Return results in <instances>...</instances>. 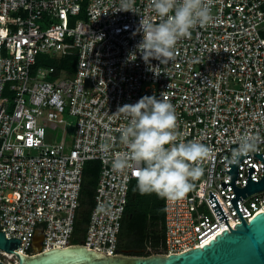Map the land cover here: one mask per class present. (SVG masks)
<instances>
[{
  "label": "built area",
  "instance_id": "built-area-1",
  "mask_svg": "<svg viewBox=\"0 0 264 264\" xmlns=\"http://www.w3.org/2000/svg\"><path fill=\"white\" fill-rule=\"evenodd\" d=\"M208 2L213 20L180 37L166 62L152 59L157 75L135 47L141 17L161 22L149 0H0V231L20 239L19 252L38 251L37 236L42 250L74 245L84 168L97 160L82 244L120 254L136 178L112 167L128 151L119 129L129 117L117 110L146 93L174 106L177 142L210 149L192 189L164 198L157 254L202 247L264 211V189L239 193L264 178V0ZM123 3L135 11L117 10ZM39 55H75L76 69L37 66ZM48 127L61 129L59 142H46ZM242 136L254 138L255 150L233 162Z\"/></svg>",
  "mask_w": 264,
  "mask_h": 264
},
{
  "label": "clouds",
  "instance_id": "clouds-1",
  "mask_svg": "<svg viewBox=\"0 0 264 264\" xmlns=\"http://www.w3.org/2000/svg\"><path fill=\"white\" fill-rule=\"evenodd\" d=\"M149 6L161 22L152 23L141 17L136 31L142 33V39L135 47L149 70L157 74L152 59L166 62L180 37L188 35L197 25H207L213 16L208 0H149ZM117 10L135 11L127 3ZM137 51L130 52L127 59L136 60ZM117 112L129 117L127 125L119 129V139L128 151L115 156L113 169H134L136 187L141 194L182 198L192 189V181L202 175L203 169L198 165L208 157L209 147L198 140L177 142L174 106L163 93L161 98L144 95L135 103L120 106ZM255 147L253 137H240L238 147L231 154L233 162Z\"/></svg>",
  "mask_w": 264,
  "mask_h": 264
},
{
  "label": "water",
  "instance_id": "water-1",
  "mask_svg": "<svg viewBox=\"0 0 264 264\" xmlns=\"http://www.w3.org/2000/svg\"><path fill=\"white\" fill-rule=\"evenodd\" d=\"M232 174L237 176V165L233 167ZM263 189L264 178L260 182H250L239 193H253ZM41 239V236L35 239L38 251L25 254L18 251L20 239L9 238L4 231H0V249L16 254L18 264H264V211L250 221L242 219L234 228L218 233L202 247L169 255L137 256L120 253L109 256L83 244L42 250ZM0 264L9 263L0 260Z\"/></svg>",
  "mask_w": 264,
  "mask_h": 264
},
{
  "label": "trees",
  "instance_id": "trees-1",
  "mask_svg": "<svg viewBox=\"0 0 264 264\" xmlns=\"http://www.w3.org/2000/svg\"><path fill=\"white\" fill-rule=\"evenodd\" d=\"M43 64L58 71L76 69V56L60 58L38 56L37 66ZM100 163L89 160L84 168L81 204L78 209L73 244H82L89 214L93 206L94 192L98 181ZM134 182L120 232L119 252L126 255L149 256L160 252L164 244V198L155 193L141 194Z\"/></svg>",
  "mask_w": 264,
  "mask_h": 264
},
{
  "label": "rangeland",
  "instance_id": "rangeland-1",
  "mask_svg": "<svg viewBox=\"0 0 264 264\" xmlns=\"http://www.w3.org/2000/svg\"><path fill=\"white\" fill-rule=\"evenodd\" d=\"M41 25V23H39ZM40 65H43V62L42 64ZM145 95H148V93H146ZM144 96V95H142ZM70 132L72 133V129H70ZM61 129H52L50 127L46 128V142L47 143H57L60 141V138H61ZM3 261L7 262V263H11V264H14V260L12 258H9V257H5L3 258Z\"/></svg>",
  "mask_w": 264,
  "mask_h": 264
},
{
  "label": "bare ground",
  "instance_id": "bare-ground-1",
  "mask_svg": "<svg viewBox=\"0 0 264 264\" xmlns=\"http://www.w3.org/2000/svg\"><path fill=\"white\" fill-rule=\"evenodd\" d=\"M5 253H6V255H5L6 257H10V256H12L11 253H8V252H6V251H5Z\"/></svg>",
  "mask_w": 264,
  "mask_h": 264
}]
</instances>
